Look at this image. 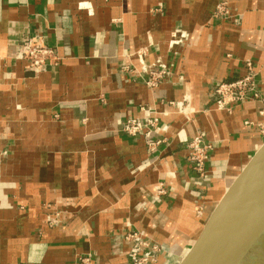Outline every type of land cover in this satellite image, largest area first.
<instances>
[{"label":"crops","instance_id":"obj_1","mask_svg":"<svg viewBox=\"0 0 264 264\" xmlns=\"http://www.w3.org/2000/svg\"><path fill=\"white\" fill-rule=\"evenodd\" d=\"M35 33L59 58L37 75L13 59ZM137 52L170 72L157 88ZM247 61L264 96V0H0V264H131L125 232L178 257L261 142L258 102L211 98ZM152 117L155 150L121 132ZM196 135L202 177L185 160Z\"/></svg>","mask_w":264,"mask_h":264},{"label":"built area","instance_id":"obj_2","mask_svg":"<svg viewBox=\"0 0 264 264\" xmlns=\"http://www.w3.org/2000/svg\"><path fill=\"white\" fill-rule=\"evenodd\" d=\"M222 8H217L216 15L221 13ZM224 12V11H223ZM185 34H180L176 40L177 46L182 45L186 40ZM137 58L142 63V73L144 78L142 84L149 89L157 88L169 75L163 65L157 66L144 65L145 54L137 52ZM14 60L25 62V69L32 74H39L45 69L58 64L59 58L55 48L45 44L39 33L30 34L26 39L19 42L16 52L13 55ZM127 70V68H122ZM257 73L254 71L251 62L245 64V73L226 82H220L211 89V98L217 110L229 113L232 106L236 103L253 100L260 104L258 115L260 118L264 115V96L260 95L256 85ZM170 106L176 108L179 114H185L184 110L187 104L183 102L170 103ZM159 120L157 117L141 119H128L122 123L121 132L127 136L143 135L148 149L155 150L163 143L161 139H153L152 136L158 130ZM187 155L186 162L192 168L197 177L205 174L206 162L209 158L212 146L204 142L202 136L196 135L186 144ZM167 190L163 185L157 186L156 195L163 196ZM123 240L129 245L128 257L131 264H153L163 253L162 245L145 239L140 232H125ZM81 264H90V258H80Z\"/></svg>","mask_w":264,"mask_h":264},{"label":"water","instance_id":"obj_3","mask_svg":"<svg viewBox=\"0 0 264 264\" xmlns=\"http://www.w3.org/2000/svg\"><path fill=\"white\" fill-rule=\"evenodd\" d=\"M256 129L261 142L232 176L175 264H227L228 250H251L264 236V115ZM263 214V215H262ZM248 253V252H247ZM249 253L240 264H264V248L258 258Z\"/></svg>","mask_w":264,"mask_h":264},{"label":"bare ground","instance_id":"obj_4","mask_svg":"<svg viewBox=\"0 0 264 264\" xmlns=\"http://www.w3.org/2000/svg\"><path fill=\"white\" fill-rule=\"evenodd\" d=\"M259 212H264V206L261 208ZM263 248H264V236H262L261 238H259V240H257L255 246L251 250H249L248 246H240L235 249L228 250L222 256L226 257V260L228 261L227 264H240L245 260L246 256L249 253L251 254L250 256L251 260L258 258Z\"/></svg>","mask_w":264,"mask_h":264},{"label":"rangeland","instance_id":"obj_5","mask_svg":"<svg viewBox=\"0 0 264 264\" xmlns=\"http://www.w3.org/2000/svg\"><path fill=\"white\" fill-rule=\"evenodd\" d=\"M163 248L165 250L164 253L153 264H157L160 258L163 260L161 264H175L177 256L175 254H171L169 248H166L165 246H163Z\"/></svg>","mask_w":264,"mask_h":264}]
</instances>
